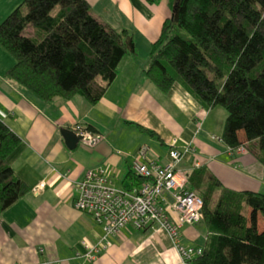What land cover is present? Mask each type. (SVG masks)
<instances>
[{"label": "crops", "instance_id": "crops-1", "mask_svg": "<svg viewBox=\"0 0 264 264\" xmlns=\"http://www.w3.org/2000/svg\"><path fill=\"white\" fill-rule=\"evenodd\" d=\"M86 1L99 21L130 32L136 50L135 56L124 55L116 77L96 103L80 94L49 101L36 98L5 75L14 58L0 45V120L20 138L8 163L27 188L0 213V264H179L164 232L139 230L131 224L88 261L82 241L95 245L102 230L90 214L74 208L76 182L87 170L103 168L114 187L131 190L138 182L127 173L139 151H144L146 160L167 162L174 138L179 147L192 146L179 164L181 170L205 166L227 188L264 194L257 145L249 142L245 150L230 151L224 142L211 138L221 137L224 108H204L179 81L163 92L144 74L151 45L173 12L171 0ZM12 8L9 5L8 12ZM88 125L96 131H85ZM62 128L94 140L85 136L69 149ZM172 202L171 195L164 194L162 204L176 220ZM207 233L201 219L181 227V241L202 247Z\"/></svg>", "mask_w": 264, "mask_h": 264}, {"label": "trees", "instance_id": "trees-1", "mask_svg": "<svg viewBox=\"0 0 264 264\" xmlns=\"http://www.w3.org/2000/svg\"><path fill=\"white\" fill-rule=\"evenodd\" d=\"M175 1L144 74L163 92L179 81L204 108H224L220 141L230 151L255 142L264 168V0ZM0 45L14 58L5 75L42 101L96 103L124 55H136L131 33L99 21L86 0H22L0 22ZM19 143L0 120V213L27 191L8 163ZM127 177L143 182L132 169ZM187 188L208 230L188 264H264V194L227 188L205 166L187 172Z\"/></svg>", "mask_w": 264, "mask_h": 264}, {"label": "built area", "instance_id": "built-area-1", "mask_svg": "<svg viewBox=\"0 0 264 264\" xmlns=\"http://www.w3.org/2000/svg\"><path fill=\"white\" fill-rule=\"evenodd\" d=\"M89 142L91 135L81 134ZM212 139L221 140L212 135ZM172 138L168 148L169 160L160 163L144 159V151L131 163L132 171L143 182L131 190L114 187L110 183L109 172L103 168L89 169L83 178L76 182L77 195L73 206L87 212L101 227L102 234L95 245L88 246L84 257H95L110 246V238L121 234L123 228L131 224L139 230L153 229L164 232L171 240L180 259L179 264H188L191 259L202 252L201 247L186 246L181 241V227L192 225L202 219V200L187 188V172L179 168L184 156L192 151L190 143L179 147ZM170 194L172 208L177 212V219L172 220L163 206L164 194ZM42 251V249L40 250Z\"/></svg>", "mask_w": 264, "mask_h": 264}, {"label": "water", "instance_id": "water-1", "mask_svg": "<svg viewBox=\"0 0 264 264\" xmlns=\"http://www.w3.org/2000/svg\"><path fill=\"white\" fill-rule=\"evenodd\" d=\"M177 5V1L174 3V7ZM60 134L65 140L66 146L69 149H73L77 146L78 142L83 139L81 134L76 133L68 128H62Z\"/></svg>", "mask_w": 264, "mask_h": 264}, {"label": "rangeland", "instance_id": "rangeland-1", "mask_svg": "<svg viewBox=\"0 0 264 264\" xmlns=\"http://www.w3.org/2000/svg\"><path fill=\"white\" fill-rule=\"evenodd\" d=\"M22 0H19V3ZM0 2L2 3L0 5V22L6 17V15H8L13 8L8 12V7L9 5H13L14 7H16L17 5H19V3H15L14 0H0ZM32 28L31 26H29L26 30H25V34L26 35H31L32 33Z\"/></svg>", "mask_w": 264, "mask_h": 264}]
</instances>
